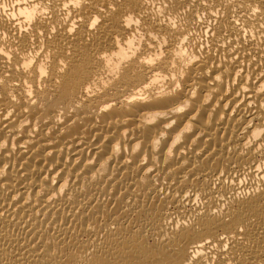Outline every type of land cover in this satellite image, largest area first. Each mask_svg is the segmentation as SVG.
<instances>
[{
  "label": "bare ground",
  "instance_id": "bare-ground-1",
  "mask_svg": "<svg viewBox=\"0 0 264 264\" xmlns=\"http://www.w3.org/2000/svg\"><path fill=\"white\" fill-rule=\"evenodd\" d=\"M0 264H264V0H0Z\"/></svg>",
  "mask_w": 264,
  "mask_h": 264
}]
</instances>
